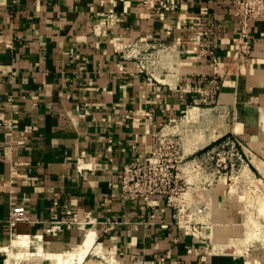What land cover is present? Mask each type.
<instances>
[{
	"label": "crops",
	"instance_id": "crops-1",
	"mask_svg": "<svg viewBox=\"0 0 264 264\" xmlns=\"http://www.w3.org/2000/svg\"><path fill=\"white\" fill-rule=\"evenodd\" d=\"M145 1L0 0V264L14 233L75 248L91 233L122 264H264V240L237 241L244 209L226 186L203 196L197 231L161 195L132 198L118 180L218 86L225 134L244 138L261 171L264 17L250 21L241 66L234 0ZM19 202L30 221L12 230Z\"/></svg>",
	"mask_w": 264,
	"mask_h": 264
},
{
	"label": "built area",
	"instance_id": "built-area-1",
	"mask_svg": "<svg viewBox=\"0 0 264 264\" xmlns=\"http://www.w3.org/2000/svg\"><path fill=\"white\" fill-rule=\"evenodd\" d=\"M145 2L149 3L150 0ZM234 2L239 34V45L234 60L243 66L249 62L252 52L253 42L249 24L253 19L264 17V0H234ZM212 64L215 74H220L223 63L214 58ZM214 92L216 90H213ZM186 116L187 113L179 120L162 127L154 136L152 148L143 157L123 166L118 175L123 193L147 201L155 195H161L170 206L175 208V216L179 224H192L198 231L202 223L198 217L208 207L207 200L203 196L210 195L212 189L223 179L224 184H227L228 179L237 176L241 178L240 182L245 181L246 185L249 184L246 187L242 184V192L237 196L232 193L231 188L227 191L238 198L246 219L252 204L255 203L254 199H251V204L249 199L256 197L254 193L257 186L254 183L255 174H244L248 166L244 138L236 134L233 136H225V134L215 139L208 148L205 146L186 153L184 136L192 132ZM87 219L88 217L85 220L89 221ZM7 220L12 230L20 222H29L30 217L25 205L21 202L14 204ZM60 226L58 225V228Z\"/></svg>",
	"mask_w": 264,
	"mask_h": 264
},
{
	"label": "rangeland",
	"instance_id": "rangeland-1",
	"mask_svg": "<svg viewBox=\"0 0 264 264\" xmlns=\"http://www.w3.org/2000/svg\"><path fill=\"white\" fill-rule=\"evenodd\" d=\"M220 93L219 86L216 88V92L213 93V99L215 102L203 105L201 108V113L194 118H188L189 127L192 128V132L185 135V151L186 153H191L196 149H201L206 146L208 148L210 144L214 142V138H221L222 134H225L226 131L231 130V124H232V118H231V111L230 105H219L216 102L218 100V95ZM193 107V106H192ZM189 108L188 110H190ZM232 135L233 134H226ZM245 152L248 155V166L246 167V173H253L255 174V182L257 189L255 190V203L252 204V209L250 208L248 212V216L242 223V226L244 229H242L241 235L240 233L235 235L238 240L240 241V238H243V241L246 243H252L258 240H262L264 237V227H262V224H264V162L262 160H258L260 162V166H262L260 169L261 171L258 172L252 165L251 160L256 158V156H253L252 153H249L247 150ZM251 159V160H250ZM240 177H233L232 179H228L227 184H224V179L222 182H220L218 185H224L227 187V189L231 188L232 193L237 196L239 193L242 192L241 185L245 184V181H241ZM216 187V186H215ZM244 187V188H245ZM243 188V189H244ZM227 191V190H226ZM253 194V195H254ZM254 197V196H253ZM258 203V204H257ZM252 212V213H251ZM251 214V216H250ZM248 218V220H247ZM251 219L253 221H251ZM255 224H253V223ZM245 223V224H244ZM261 223V224H260ZM256 228V229H255ZM252 229V230H251ZM258 229V230H257ZM245 231V236L244 232ZM257 232V235L252 236L253 233ZM14 237V236H13ZM234 237V236H232ZM45 239V238H44ZM81 239V238H80ZM46 240V239H45ZM33 241L29 246L21 245V246H8L7 254L8 258L6 260V264H58V258L61 256V254L66 252H75L78 248H75L74 245L67 246L64 242L61 241H55L56 244L52 242L46 241ZM47 244L52 245V251L47 249ZM79 247V246H78ZM29 253H34L33 255H30ZM92 254H96L95 252H92ZM90 257L99 259L95 255H91ZM101 259V258H100ZM120 262V261H119ZM121 263V262H120ZM74 264V263H71ZM122 264V263H121Z\"/></svg>",
	"mask_w": 264,
	"mask_h": 264
},
{
	"label": "bare ground",
	"instance_id": "bare-ground-1",
	"mask_svg": "<svg viewBox=\"0 0 264 264\" xmlns=\"http://www.w3.org/2000/svg\"><path fill=\"white\" fill-rule=\"evenodd\" d=\"M251 221L253 220L251 219ZM255 235H257V232L253 233L252 236H255ZM30 237L31 236H21L20 237L16 235L13 237L14 239L12 240L11 244L16 245V246H21V245L29 246L31 244ZM35 237L40 242L45 240L43 235H36ZM262 240H264V237ZM53 243L56 244L55 242ZM4 247H7V246H4ZM77 248L78 249L75 252L73 251V252H66V253L61 254V256L58 258V264H71V263H74V264H121L117 259L112 258V257H106L103 254L102 247L100 245L95 244L94 236L91 233L81 241L79 247ZM47 249L52 251V245L47 244ZM92 252H95L96 254H92ZM29 254L33 255L34 253H29ZM91 255H95L99 259L90 257Z\"/></svg>",
	"mask_w": 264,
	"mask_h": 264
}]
</instances>
